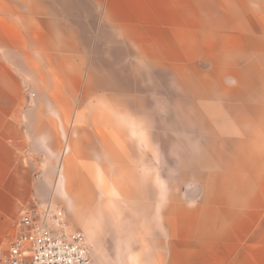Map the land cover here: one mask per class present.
<instances>
[{
    "label": "crops",
    "instance_id": "crops-1",
    "mask_svg": "<svg viewBox=\"0 0 264 264\" xmlns=\"http://www.w3.org/2000/svg\"><path fill=\"white\" fill-rule=\"evenodd\" d=\"M44 206L106 264H264V0H0V260Z\"/></svg>",
    "mask_w": 264,
    "mask_h": 264
},
{
    "label": "built area",
    "instance_id": "built-area-1",
    "mask_svg": "<svg viewBox=\"0 0 264 264\" xmlns=\"http://www.w3.org/2000/svg\"><path fill=\"white\" fill-rule=\"evenodd\" d=\"M0 264H92L80 231L68 228L62 211L49 206L25 212Z\"/></svg>",
    "mask_w": 264,
    "mask_h": 264
},
{
    "label": "rangeland",
    "instance_id": "rangeland-1",
    "mask_svg": "<svg viewBox=\"0 0 264 264\" xmlns=\"http://www.w3.org/2000/svg\"><path fill=\"white\" fill-rule=\"evenodd\" d=\"M55 210H60L63 212L65 218H66V223L68 225V228L72 231H80L81 227L79 225L78 220L74 219L72 216L68 217L65 212L60 209L56 208ZM81 232V231H80ZM83 233V232H82ZM86 243L88 245L90 257L92 264H106L108 261L111 260L112 256L115 258V255H113V250L108 246V243L106 241H100L99 240L96 242L95 250H92L90 247V244L87 242L86 236L83 233Z\"/></svg>",
    "mask_w": 264,
    "mask_h": 264
}]
</instances>
